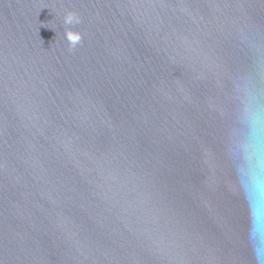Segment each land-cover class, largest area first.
<instances>
[{
	"label": "water",
	"instance_id": "1",
	"mask_svg": "<svg viewBox=\"0 0 264 264\" xmlns=\"http://www.w3.org/2000/svg\"><path fill=\"white\" fill-rule=\"evenodd\" d=\"M248 92L264 0H0V264H255Z\"/></svg>",
	"mask_w": 264,
	"mask_h": 264
},
{
	"label": "clouds",
	"instance_id": "2",
	"mask_svg": "<svg viewBox=\"0 0 264 264\" xmlns=\"http://www.w3.org/2000/svg\"><path fill=\"white\" fill-rule=\"evenodd\" d=\"M68 23H72L69 19ZM231 148L237 185L250 210L249 242L255 264H264V105L247 93Z\"/></svg>",
	"mask_w": 264,
	"mask_h": 264
}]
</instances>
